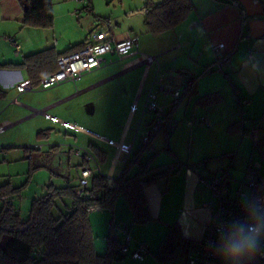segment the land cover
<instances>
[{
	"label": "crops",
	"instance_id": "1",
	"mask_svg": "<svg viewBox=\"0 0 264 264\" xmlns=\"http://www.w3.org/2000/svg\"><path fill=\"white\" fill-rule=\"evenodd\" d=\"M20 1H0V64L20 63L25 56L49 47H54L57 53H63L73 45L77 46L71 50L79 49L86 40L87 37L80 42H73L72 39L62 44H59V39L54 36L50 40L55 32L53 29L55 22L51 29L21 26ZM111 1L123 3L126 7L123 9L128 11L129 16L136 14L144 16L142 8L146 0L138 1L139 6L142 7L140 9L135 8L139 6H126L122 0ZM191 1L193 10L189 16L164 32L152 34L144 25L145 31L138 38L134 32L133 22L129 23L127 28L124 26L116 32L110 28L117 39L136 37L140 52L157 57V61L149 68L144 62L135 63L139 54L125 57L107 54L101 67L83 75L87 76V79L81 84V88L71 94L66 92L63 98L69 101L96 88V114L101 117L96 120L98 130L93 132L80 124H75L79 130L96 136L106 144L108 143L105 140L111 139L122 147L119 158L116 161L113 158L106 172L101 170L103 174H107L113 166V174L119 176L125 160L139 148L141 137L153 120L152 114L143 112L149 92L155 94L156 102L166 112H169L175 104V97L167 87L161 89L159 85L153 84L156 74L162 76L164 85L178 88L180 95L183 94L189 78L197 77L195 91L180 98L168 114L176 121L173 132L168 138L162 133L163 138L160 141L157 131L148 148L149 156L157 152L153 162L159 157L162 149L167 150L166 157L164 155V159L167 160L157 164L170 163V173L167 177L159 178L144 188V195L153 219L147 224L133 223L132 214L122 196L117 199L112 210L98 207L89 210L97 253L106 252L110 238L116 243L122 240L124 235L118 225L128 227L131 249H135L139 243L146 247L147 252L142 260L126 255L113 261L112 264H163L157 261L153 254L168 227L173 223L179 225L182 241L177 258L171 264H185L188 254L187 243L195 244L203 237L211 212L216 206V202L210 198L209 189L199 183L198 173L194 167L197 166L199 174L204 175L219 173L228 167L231 174L229 182L232 187L240 185L252 168L249 160L254 156L255 151L247 141H244L245 133H240L238 127L233 126L237 121L234 108L235 106L238 108L239 97L249 98L251 104L242 107V110L244 108L246 110H243L242 120H238H241L244 126V119L248 117L251 127L254 126L255 119L260 118L261 122L264 120V80L246 84L242 82L238 73L241 57L249 53L264 56V0H258L257 3L253 0ZM87 3L91 5L90 0ZM87 3L84 2L82 7ZM92 10L93 8L89 13H92ZM217 43H223V51L229 55L228 63L221 70L214 67L212 46ZM15 44L19 45L18 53L15 52ZM11 48L14 49V56L11 54ZM206 67L209 69L205 70ZM83 76L79 81H82ZM24 79H29L26 67H0V93L6 98L11 96V100L15 97L20 100V97H23L26 101L27 92L19 93L16 89V84ZM64 89L68 91V88ZM214 91H218L221 95L219 102L206 105L197 100L199 96ZM16 106L20 107L8 113L6 110L0 111V124L8 123L7 121L13 119L16 120L12 124H16L35 113L44 114V109H34L22 101L21 105ZM50 106L52 107V104ZM24 108H29L31 113L24 115L27 112ZM100 109L103 112H98ZM145 116H148V119H145ZM201 117H205L209 125H202L194 120ZM104 124L109 125L108 128L101 126ZM255 135L254 131L253 136H248L255 138ZM138 137L140 143L137 145ZM259 137L261 140L264 139V134ZM108 145L116 148L115 145ZM261 145L264 147V140L258 146V153L264 155ZM128 146H132L130 153L125 149ZM99 150L104 151L101 148ZM122 153L124 158L118 170ZM107 154L106 152V157ZM84 164L83 159L78 165L80 168L74 177L77 179L76 184L79 183L78 171ZM135 170L136 166L131 169L130 174ZM256 172L264 182L259 171ZM72 180L68 175V183L75 185ZM14 203L17 207L15 200ZM219 261L225 264L221 258ZM245 263L264 264V255L257 254L252 259L242 262Z\"/></svg>",
	"mask_w": 264,
	"mask_h": 264
},
{
	"label": "trees",
	"instance_id": "2",
	"mask_svg": "<svg viewBox=\"0 0 264 264\" xmlns=\"http://www.w3.org/2000/svg\"><path fill=\"white\" fill-rule=\"evenodd\" d=\"M20 6L21 26L48 29L53 27L52 0H21ZM192 10L191 0H146L142 8L144 23L152 34L173 28L186 19ZM75 46L77 45L63 53H57L54 47H49L25 56L20 63H2L0 67H26L29 79L36 85L40 78L56 70L58 57L77 50L78 48L71 50ZM207 68L209 69L206 67L205 70ZM196 80V76L189 78L178 101L195 91ZM197 100L206 105L213 104L221 100V95L218 91L209 92L199 96ZM177 102L167 114L171 113ZM241 120H237L233 126L244 132L246 129ZM155 133L157 131L146 141H142L139 148L128 157L121 174L115 179L114 186H109L104 174L98 172H93L88 178L82 197L76 194L79 183H67L64 186L50 183L45 194L32 200L27 218L20 217L14 203L15 195L19 196L20 187H12L9 183L0 185V264H112L113 261L129 255L116 250L119 242L116 243L113 238L108 240L106 252H96L89 210L93 207L112 210L117 199L122 196L132 214L133 223L147 224L153 219L144 188L170 173V163H153L157 152L146 160L142 159ZM44 134L43 131L38 132V136ZM96 150L103 161L106 152ZM85 157V164L81 168L91 161ZM134 166L136 170L130 174ZM2 196L6 198L2 200ZM181 241L179 225L171 224L154 252V258L162 263H173L180 251ZM187 245L189 253L196 243L188 242Z\"/></svg>",
	"mask_w": 264,
	"mask_h": 264
},
{
	"label": "rangeland",
	"instance_id": "3",
	"mask_svg": "<svg viewBox=\"0 0 264 264\" xmlns=\"http://www.w3.org/2000/svg\"><path fill=\"white\" fill-rule=\"evenodd\" d=\"M52 1L55 22V28L53 29L55 32L54 35H51L50 40L54 36V38L59 39V44L72 39L73 42L83 41L95 29L108 27L116 32L124 26L127 28L131 22L135 26L134 32L138 38L145 31L144 16L142 14L129 16L128 11L123 9V3H112L111 0H90L91 5L93 4V12L89 13L84 12L85 10L83 11L82 7L83 3H87L88 0H84L83 3L78 0ZM122 1L125 2L126 6H139V0ZM135 8L140 9L142 7ZM50 31L49 33H51ZM10 51L13 55L14 49L11 48ZM79 79L75 81V84L67 81L47 89L36 86L34 91L25 94L27 96L26 101L23 100V97H20V102L27 103L37 110L44 109L47 114H52L53 117L60 119V122H56L45 114L38 112L16 124H12L16 119L2 124L5 127L0 132V185L9 183L12 187H20L19 196L15 195V201L17 202L19 215L22 218L28 217L32 200L45 194L48 184L64 186L68 183V175L73 179L72 183H77V179L74 177H76L77 170L80 168L79 163L85 157V152L98 160L103 172L107 171L109 164L113 161L116 148L109 146L96 136L63 126L61 123V120H70L90 131L96 132L98 130L96 120L101 117L98 113L96 114V88L69 101L63 99L67 93L70 92L69 94H71L79 90L81 84L86 81L87 76H83L82 81H79ZM65 87L68 88V91L64 89ZM12 100L11 96L6 98L5 95L0 93V111L6 110V113H8L20 107L12 103ZM51 104L52 107H49ZM24 109L27 111L24 115L31 113L29 108ZM98 112H103V110L100 109ZM234 112L236 119H241L237 106H235ZM145 119H148V116H145ZM245 119L244 141H247L255 151L254 156L250 157L249 164L259 171L261 177L264 178V155L258 153V146L264 140L259 137V135L264 134V129H262L264 120L261 122L260 118L255 119L253 127L256 135L255 138H251L247 134V129L251 128V121L248 117ZM101 126L108 128L109 125L104 124ZM238 130L240 133L243 132L240 128ZM39 131H43L45 134L38 136ZM162 133L164 134L162 130H158L157 134L160 141L163 138ZM136 143L137 145L140 143L139 137L136 139ZM163 146H165L164 143ZM77 147L85 152L76 154L75 149ZM99 148L108 153L103 161L97 155L96 149ZM261 148L264 151L262 145ZM149 151V149L145 151L142 156L143 160L147 159L150 154ZM166 153H168L167 150L162 149L159 157L153 163L157 164L167 160L164 159ZM123 158L124 153H122L119 161L118 170ZM256 164L257 167H255ZM88 165L93 166L94 162L89 161ZM247 179L246 177L245 180Z\"/></svg>",
	"mask_w": 264,
	"mask_h": 264
},
{
	"label": "built area",
	"instance_id": "4",
	"mask_svg": "<svg viewBox=\"0 0 264 264\" xmlns=\"http://www.w3.org/2000/svg\"><path fill=\"white\" fill-rule=\"evenodd\" d=\"M84 2V0H78ZM255 3L258 0H253ZM91 5L87 4L83 7L86 12H91ZM224 44L217 43L212 46L214 52V67L216 69H223L228 63L229 55L223 51ZM15 52H19V45L15 44ZM117 55L119 57H125L130 54H139L135 59V63L144 62L146 67L157 61L155 55L142 53L139 51L138 42L136 37H128L124 39H117L110 28H101L93 30L89 33L82 47L69 53L62 54L57 59V68L54 72L40 78L38 83L35 85L30 79H24L16 84V89L19 93L29 92L34 90L37 86L42 89L58 85L63 82L77 81L82 75L91 72L92 70L101 67L105 62V55ZM160 86L161 89L167 87L168 91L172 92L175 97L174 103L178 101L180 92L178 88L172 86H166L163 84L162 76L156 74L154 83ZM12 103L20 105L21 102L18 97L12 100ZM251 100L245 97L238 98V111L240 117H243L242 107L250 105ZM143 112H149L152 114L153 120L149 129L142 135L141 140L146 141L155 131L162 130L165 137L168 138L173 132L176 121L166 113L164 108L155 100V94L151 91L144 103ZM44 114L50 119L60 122V119L47 114L44 110ZM202 125H209V121L205 117L194 119ZM63 126L75 128L79 130L78 126L69 121L61 120ZM4 125L0 124V132L3 131ZM248 135L254 133L253 127L247 129ZM110 145H115L116 150L114 152V160L116 161L121 152L120 146H118L113 140H105ZM128 153L131 152L132 146L125 148ZM84 150L80 147L76 148V154H81ZM85 152V151H84ZM86 153V159L94 162L93 167L84 166L80 170L79 176V187L76 190L78 197L84 196V190L88 185V178L93 172L101 173V169L97 160L91 155ZM128 159V157H127ZM124 162V165L127 161ZM124 167V166H123ZM196 173H198V181L202 185L206 186L210 191V198L216 202L214 210L211 212L210 220L206 226L203 237L196 243L194 247L189 250L187 255L186 264H221L219 256L215 255L211 247L212 242L217 239L218 228L228 221L239 218L242 216V209L240 206V197L244 192L256 193L258 190H264V182L259 181L256 169L251 168L248 171L247 180H243L237 187L230 185L229 179L231 174L229 168H225L219 173L212 174H199L197 166L194 167ZM107 178L109 186H114L115 179L118 177L113 174V166L107 174H104ZM2 196L1 199H5ZM209 203H207L208 205ZM120 226V230L123 232V238L119 242L116 250L121 254H129L131 257L142 260L146 254V247L139 243L137 247L130 250L129 243L131 241V235L125 225ZM169 264V263H163Z\"/></svg>",
	"mask_w": 264,
	"mask_h": 264
},
{
	"label": "clouds",
	"instance_id": "5",
	"mask_svg": "<svg viewBox=\"0 0 264 264\" xmlns=\"http://www.w3.org/2000/svg\"><path fill=\"white\" fill-rule=\"evenodd\" d=\"M238 73L242 82L264 80V56L241 57ZM242 216L222 224L211 247L225 264H242L257 254L264 255V190L244 192L240 197Z\"/></svg>",
	"mask_w": 264,
	"mask_h": 264
},
{
	"label": "water",
	"instance_id": "6",
	"mask_svg": "<svg viewBox=\"0 0 264 264\" xmlns=\"http://www.w3.org/2000/svg\"><path fill=\"white\" fill-rule=\"evenodd\" d=\"M258 180H259V181H261V179H260V178H259Z\"/></svg>",
	"mask_w": 264,
	"mask_h": 264
}]
</instances>
